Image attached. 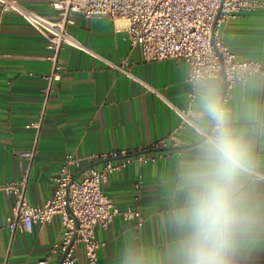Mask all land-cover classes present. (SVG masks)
<instances>
[{
	"label": "crops",
	"instance_id": "1",
	"mask_svg": "<svg viewBox=\"0 0 264 264\" xmlns=\"http://www.w3.org/2000/svg\"><path fill=\"white\" fill-rule=\"evenodd\" d=\"M18 1L41 15L51 13L47 0ZM256 1L260 8L223 25L220 36L240 58L264 63V0ZM67 31L85 50L64 46L57 57L60 78L49 86L54 62L47 39L14 12L3 18L0 222L13 203V196L3 188L24 179L25 200L33 206L43 204L52 197L53 178L68 154L84 159L73 169L74 177L80 174L77 180L91 168L81 173L85 167L100 168L112 152L120 154L113 162L148 156L155 160L132 161L102 184L117 208L138 209L144 222L138 229L134 221L115 216L107 228L96 227L94 237L103 243L97 263L183 264L185 233L172 213L183 203L181 173L197 159L201 138L185 129L177 133L178 146H166L184 148L156 151L162 148L156 146L179 123L171 105L188 106V66L173 59L145 62L139 49L130 46L121 20L75 14ZM201 86L212 87L220 98L221 81L205 80L197 88ZM228 109L232 126L250 146L253 170L264 176V78L255 75L236 85ZM26 152H32L31 159L22 157ZM242 183L261 209L262 222L253 236L254 245L237 253L236 264H264V178L248 174ZM61 235L57 217L30 232L4 230L0 264H58L54 245ZM74 256V264H84L80 246Z\"/></svg>",
	"mask_w": 264,
	"mask_h": 264
},
{
	"label": "built area",
	"instance_id": "2",
	"mask_svg": "<svg viewBox=\"0 0 264 264\" xmlns=\"http://www.w3.org/2000/svg\"><path fill=\"white\" fill-rule=\"evenodd\" d=\"M47 7L50 15H41L22 6L18 0H0V32L5 14L14 12L47 39L54 62L47 78L49 86L60 78L57 57L61 49L72 46L85 50L67 31L75 14L84 18L121 20L130 46L139 49L145 62L173 59L188 66V106L180 109L171 105L179 123L156 147L178 146L177 133L185 129L201 138L190 108L199 83L205 80L223 83L221 106L228 116L233 88L255 75L264 78V63L240 58L220 36L223 25L236 20L242 13L260 8L256 0H47ZM126 75L132 77L129 72ZM119 155L116 152L108 154L100 168L91 167L80 180H74L73 169L84 159L66 155L53 178L52 197L39 206L25 200L24 179L5 186L3 190L13 196V203L0 222V233L4 230L11 234L30 232L33 226L50 223L57 217L62 235L54 245V252L60 258L63 256L60 264H74V251L78 246L82 248L84 264H98V252L103 243L94 237L96 227L107 228L115 216L134 221L138 229L144 222L138 209L117 208L103 192L102 184L108 175L126 168L132 161L145 164L155 159L137 155L113 162ZM22 157L31 159L32 152ZM250 174L254 178H264L255 170ZM134 188L138 189L139 183Z\"/></svg>",
	"mask_w": 264,
	"mask_h": 264
},
{
	"label": "clouds",
	"instance_id": "3",
	"mask_svg": "<svg viewBox=\"0 0 264 264\" xmlns=\"http://www.w3.org/2000/svg\"><path fill=\"white\" fill-rule=\"evenodd\" d=\"M193 108L202 139L197 159L181 173L184 200L172 213L185 233L183 264H236L262 222L242 183L253 171L251 149L212 87L197 88Z\"/></svg>",
	"mask_w": 264,
	"mask_h": 264
},
{
	"label": "water",
	"instance_id": "4",
	"mask_svg": "<svg viewBox=\"0 0 264 264\" xmlns=\"http://www.w3.org/2000/svg\"><path fill=\"white\" fill-rule=\"evenodd\" d=\"M223 91H224V85H223V89H222V92H221V95H220V98H219L220 104H221V99H222V96H223ZM197 143H201V140H199ZM194 145H195V144H194ZM184 147H185V146H183V147H162V148H158L156 151L179 150V149H182V148H184ZM93 165H94V164H93ZM93 165H90V166L85 167V168L81 171V173L84 172L85 170L89 169V168L92 167ZM79 176H80V174H78L77 176H75V177H74V180H77ZM62 258H63V256L60 258L58 264H60Z\"/></svg>",
	"mask_w": 264,
	"mask_h": 264
}]
</instances>
